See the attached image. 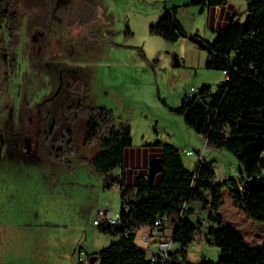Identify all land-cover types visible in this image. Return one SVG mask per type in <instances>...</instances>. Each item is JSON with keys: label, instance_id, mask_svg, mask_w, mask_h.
I'll use <instances>...</instances> for the list:
<instances>
[{"label": "rangeland", "instance_id": "1", "mask_svg": "<svg viewBox=\"0 0 264 264\" xmlns=\"http://www.w3.org/2000/svg\"><path fill=\"white\" fill-rule=\"evenodd\" d=\"M230 2L224 23L216 25L210 6L200 0H60L43 44L46 48L34 65H29L26 51L30 45L36 48L39 38L33 32L36 41L30 44L23 32L24 18L20 19L13 30L18 41L4 48L5 58L0 49V264H77L79 249L89 255L116 238L91 223L97 210L114 217L120 196L117 183L103 187L102 176L88 165L95 148L79 144L82 122L68 127L76 150L51 159L38 151L37 138H32L29 150L20 143L26 132L20 120L29 115L25 108L37 117L39 130L46 124L53 134L64 121L67 104L109 108L116 127L129 126L131 147L137 151L127 152L124 163L133 174L141 172L147 162L141 159L158 140L175 146L188 170L202 154L213 162L214 180L237 176L239 163L231 152L204 146L203 137L169 109L190 87L202 83L214 87L223 80L221 70L204 67L205 49L187 36L211 42L233 10L234 18L244 20L246 1ZM70 3L76 20L68 25ZM171 8L185 36L166 40L150 33L148 26ZM0 35L3 47L8 32L1 25ZM5 52L14 56L13 69ZM184 149L192 153L185 155ZM221 193L224 204L218 214L224 223L237 227L248 245L264 247V220L246 216L232 203L226 187ZM247 197L256 213L264 216V191L254 190ZM194 214L191 217H198L204 228V212L194 207ZM170 230L169 224L163 228ZM134 241L141 243L137 232ZM175 246L172 241L171 249ZM218 255V247L207 243L202 231L185 251L190 262H214Z\"/></svg>", "mask_w": 264, "mask_h": 264}, {"label": "trees", "instance_id": "2", "mask_svg": "<svg viewBox=\"0 0 264 264\" xmlns=\"http://www.w3.org/2000/svg\"><path fill=\"white\" fill-rule=\"evenodd\" d=\"M208 6L224 4L226 0H200ZM247 20L232 18L225 26L216 29L211 42L204 41L206 51L203 62L206 68L226 71L227 77L214 87L202 83L190 94H184L178 105L169 109L183 117L185 125L201 135L204 146L226 149L239 163L237 176L214 180L213 162L202 154L188 170L182 163L179 150L165 142L154 140L153 156L159 158L153 167L151 183L147 171L127 176L124 157L132 149L129 126H115L113 114L104 106H85L79 103L65 106L63 115L73 125L82 122L77 140L81 146L94 147L86 160L102 176V186L118 184L120 206L118 222L105 227L102 232L116 236L101 247L96 255L97 264H151L146 250L134 241V230L150 224L153 218L166 214L171 225L170 238L176 246L168 252L165 264H264V247L250 246L231 225L223 223L217 210L224 204L221 188L226 187L232 203L244 214L256 220L259 216L247 194L264 191V0H245ZM55 0H0V25L7 28V46L17 42L13 31L20 24L27 35L37 28L49 31ZM73 6L67 8V24L74 22ZM150 33L166 40L185 36V31L175 16V9H165L155 22L148 26ZM31 44V43H30ZM27 52L29 65L40 58L30 45ZM10 69L14 56L10 54ZM40 135L38 151L51 159H59L76 150L72 134L63 130L56 138ZM119 167V172L112 170ZM263 180V181H262ZM239 186L245 189L241 191ZM185 208L181 209V204ZM194 205V206H193ZM194 207L204 212L206 226L192 218ZM195 215V214H194ZM202 231L204 240L218 247L214 262L201 259L190 262L185 258L187 245L193 236ZM184 247V248H183Z\"/></svg>", "mask_w": 264, "mask_h": 264}, {"label": "built area", "instance_id": "3", "mask_svg": "<svg viewBox=\"0 0 264 264\" xmlns=\"http://www.w3.org/2000/svg\"><path fill=\"white\" fill-rule=\"evenodd\" d=\"M223 74L226 78L227 77L226 71L223 70ZM194 91L195 88L190 87L186 94H190ZM182 153L185 155H189L192 153V151L188 149H184L182 150ZM199 156L200 155H198V158ZM239 189L242 192L245 191V189L242 188L241 186H239ZM185 206L186 204L182 203L181 209L185 208ZM117 222H118L117 214L114 217H111L107 214L106 210H97L96 218L91 221L93 225L100 227L116 224ZM167 224H168V217L166 214L157 215L153 218L150 224L144 225L146 227V231L142 234L141 233L139 234V238L143 243L154 241V250H150L146 252V257L151 262V264H165V260L168 257V252L172 251L175 248L174 247L171 249L172 240L170 238V233L165 237H162L160 234L161 230ZM138 229L134 230V234L138 231ZM76 261L77 264H88V255H86L82 249H79L76 254Z\"/></svg>", "mask_w": 264, "mask_h": 264}, {"label": "flooded vegetation", "instance_id": "4", "mask_svg": "<svg viewBox=\"0 0 264 264\" xmlns=\"http://www.w3.org/2000/svg\"><path fill=\"white\" fill-rule=\"evenodd\" d=\"M58 1H60V0H55V4H54V8H53V12H52V14H54V10H55V8H56V6H57V3H58ZM68 7H69V5H68ZM67 7V8H68ZM52 17H53V15H52ZM2 26V25H1ZM50 29H51V25H50V27H49V31L47 32V33H43L42 31H40L39 29H35L33 32L34 33H36L37 35H38V38H39V43H38V45H37V47H36V52H33V56H34V58H36L37 57V51H41L42 52V50H44L46 47L45 46H43V44L44 43H46L47 44V40H46V38L47 37H49L48 35L50 34ZM23 32H24V34L27 36V39L29 40V42L30 43H33V42H35L36 41V39H33V33L32 34H30V35H27L26 34V32H25V29H24V25H23ZM18 38V37H17ZM46 40V42H44ZM0 41H1V35H0ZM8 41V40H7ZM7 41L6 42H4V45H3V47L1 46V44H0V49H2V53L5 51L4 50V48L6 49V48H8V46H7ZM17 41H18V39H17ZM30 47V46H29ZM29 49V48H28ZM27 49V51H26V58H27V52L29 51ZM6 53V52H5ZM11 54V52H7L6 53V62H7V65L9 66V68H10V65H9V58H8V56ZM3 57H4V53H3ZM5 58V57H4ZM27 61H28V58H27ZM14 67H15V64H14ZM70 94H71V91L69 92ZM76 103H70V104H67V105H65V106H68V105H75ZM64 106V107H65ZM25 111H29V115H28V117H27V120L26 121H21L20 120V123H21V125H22V129H26V132L24 133V135L22 136V142H20L21 144H23V145H25L26 147H27V150H29L30 149V144H31V140H32V138H39V136L40 135H43V134H50V137H48L49 139H54V138H56L63 130H69V126H70V124L69 123H67L66 122V119H65V116H63L64 117V121H62V122H59V124L57 125L58 126V130H57V132L55 133V134H53V129H52V127L51 128H48L47 126H46V124L44 125L45 127L43 128V129H40L39 130V124H38V119H37V117L33 114V113H31L30 112V110H29V108H25L24 109V111L23 112H25ZM23 114V113H22ZM33 115H34V120H32L31 118L33 117ZM56 126V127H57ZM70 131V130H69ZM53 134V135H52ZM37 142H38V140H37ZM19 144V143H18ZM19 146V145H18ZM17 146V147H18Z\"/></svg>", "mask_w": 264, "mask_h": 264}, {"label": "crops", "instance_id": "5", "mask_svg": "<svg viewBox=\"0 0 264 264\" xmlns=\"http://www.w3.org/2000/svg\"><path fill=\"white\" fill-rule=\"evenodd\" d=\"M232 6V3L230 2V0H226V2L224 3V4H219V5H213V6H210L209 7V11H210V14H211V16L212 17H214V18H216L215 19V22H216V25H218V24H223L224 23V21H225V18H226V16H227V12H228V10H229V8ZM234 11V10H233ZM232 11V12H233ZM235 12V11H234ZM247 16V12H246V10H245V15H244V17H246ZM221 72H223V71H221ZM223 79H225V76H224V78ZM194 88V87H193ZM136 149L135 148H132L128 153L129 154H134V153H136ZM155 152H156V150H150V151H148V153L146 152L145 153V156H144V159H141V162L143 161V160H147V162L144 164V166H143V168H142V170H141V172H145V171H147V163H148V159L150 158V157H152L154 154H155ZM203 156V155H202ZM125 168L127 169H129V168H131V167H129V165H127L126 164V166H125ZM114 169H117V167L116 168H114ZM113 169V170H114ZM113 170H112V174H114V172H113ZM120 170V169H119ZM119 170H118V172H119ZM118 172H116V173H118ZM134 172H133V170L132 171H130V172H128V174H127V176L129 177V179H132L133 177H134V174H133ZM218 211H219V209L217 210V213H218ZM221 216V215H220ZM223 223H224V221H223ZM225 224V223H224ZM227 225H231V226H233L234 228H236L237 230H238V228L237 227H235L233 224H227ZM146 231V227L143 225V226H140L139 227V229H138V231H137V233L138 234H142V233H144ZM238 232L242 235V233L238 230ZM170 233V231H168V232H163V229L161 230V232H160V234H161V236L162 237H165L166 235H168ZM243 236V235H242ZM140 239V238H139ZM141 243H143L142 241H141ZM139 244L140 246H142V247H144V249L146 250V252L147 251H150V250H154V241H150L149 243H144V244ZM95 261H97V259L95 258Z\"/></svg>", "mask_w": 264, "mask_h": 264}, {"label": "water", "instance_id": "6", "mask_svg": "<svg viewBox=\"0 0 264 264\" xmlns=\"http://www.w3.org/2000/svg\"><path fill=\"white\" fill-rule=\"evenodd\" d=\"M233 16H234V11L230 14L228 22H230L232 20ZM246 20H247V16L243 20V23H245ZM187 38L190 39L193 43H195L199 47H203L204 46V41L201 40L199 37H197L195 35L190 34V35L187 36ZM158 162H159V158L156 157V156H152V157H150L148 159V163H147V179H148V183H151V181H152L153 167L157 166ZM95 258H96L95 254H89L88 255V264H94Z\"/></svg>", "mask_w": 264, "mask_h": 264}]
</instances>
